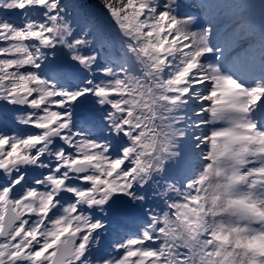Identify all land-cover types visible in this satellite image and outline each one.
Masks as SVG:
<instances>
[{
	"label": "snow or ice",
	"instance_id": "6c2138e0",
	"mask_svg": "<svg viewBox=\"0 0 264 264\" xmlns=\"http://www.w3.org/2000/svg\"><path fill=\"white\" fill-rule=\"evenodd\" d=\"M100 6L0 0V264H264V0Z\"/></svg>",
	"mask_w": 264,
	"mask_h": 264
},
{
	"label": "rangeland",
	"instance_id": "374dc122",
	"mask_svg": "<svg viewBox=\"0 0 264 264\" xmlns=\"http://www.w3.org/2000/svg\"><path fill=\"white\" fill-rule=\"evenodd\" d=\"M184 3H185V9L184 11H186L187 13L189 14H196L198 13L199 16L197 17L198 20L200 22H205L206 23V20H207V13L208 11H211L213 12L214 14L216 15H219L221 17H223L225 14H222V13H218L217 11V7H214L213 9L210 7V8H202L200 6H198L196 3H194L193 0H184ZM259 27L257 26V30L256 32L258 31ZM256 45H255V48L256 50H259V44H260V32L256 34ZM257 65L259 64V60L256 61Z\"/></svg>",
	"mask_w": 264,
	"mask_h": 264
},
{
	"label": "trees",
	"instance_id": "16d2710c",
	"mask_svg": "<svg viewBox=\"0 0 264 264\" xmlns=\"http://www.w3.org/2000/svg\"><path fill=\"white\" fill-rule=\"evenodd\" d=\"M259 1V0H258ZM85 4L95 6L98 11H101L100 0H83Z\"/></svg>",
	"mask_w": 264,
	"mask_h": 264
}]
</instances>
